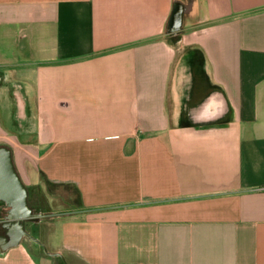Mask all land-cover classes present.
Instances as JSON below:
<instances>
[{"label":"crops","instance_id":"0c3cea01","mask_svg":"<svg viewBox=\"0 0 264 264\" xmlns=\"http://www.w3.org/2000/svg\"><path fill=\"white\" fill-rule=\"evenodd\" d=\"M175 1L0 0V143L29 203L55 215L45 238L43 215L25 222L48 250L85 264H264V0H193L172 34ZM9 80L36 142L11 126ZM214 90L228 111L211 121ZM59 187L78 202L55 207ZM2 221L0 264L64 263L28 237L9 244Z\"/></svg>","mask_w":264,"mask_h":264},{"label":"water","instance_id":"95a60500","mask_svg":"<svg viewBox=\"0 0 264 264\" xmlns=\"http://www.w3.org/2000/svg\"><path fill=\"white\" fill-rule=\"evenodd\" d=\"M193 0L175 1L172 13L168 20L167 31L172 34H178L181 31L184 15L189 13L192 9ZM187 82L185 95L189 94L192 85V73L190 62L188 65ZM2 76V75H1ZM0 76V78H1ZM6 89L11 93L14 100L13 113L11 126L20 130L18 133L21 142H36L38 133L30 136L29 132H36L37 123L30 120L27 113L30 114V103L27 100L26 94L23 92L22 87L15 82L3 81ZM218 95L220 98H217ZM187 96V95H186ZM213 99H216L214 102ZM186 106V102H183ZM202 106H209V110H213L215 116L207 120L216 121L228 111L227 100L221 90H214L203 101ZM181 108V107H180ZM181 110V109H180ZM29 117V119H27ZM28 120V122H27ZM30 129V130H29ZM24 130V131H23ZM25 132V133H24ZM47 213L35 210L29 203L28 189L22 181L18 170L16 168L13 151L11 147L0 143V216L2 217V226L11 237V245H16L20 242L22 237H28L38 245H40L47 255L58 256L66 264L64 256L59 251H50L47 249L45 243L39 238L32 235L26 228V221L38 220L40 216Z\"/></svg>","mask_w":264,"mask_h":264},{"label":"rangeland","instance_id":"374dc122","mask_svg":"<svg viewBox=\"0 0 264 264\" xmlns=\"http://www.w3.org/2000/svg\"><path fill=\"white\" fill-rule=\"evenodd\" d=\"M45 188L49 187L48 185H44ZM60 188V187H59ZM60 190L62 191V199L61 197H59V195H61L60 192L57 193V197L56 198H52L51 201L54 203L53 205L55 207H57L58 209H60L61 207H65L67 205V203L69 204H74V203H77L78 202V199L76 197V192L72 189V188H69V187H66V188H60ZM71 197V199H70ZM69 199L71 201H69ZM60 207V208H59ZM60 216V215H59ZM57 216V217H59ZM55 215L49 217L50 220L49 222H53V219H54ZM47 218V219H49ZM48 229L49 227L47 226L46 227V231H41V238H45L46 234L48 232ZM50 247H48L49 249ZM63 255H64V258H65V261H66V264H85L81 259L78 258V256H75L73 254V252H67L66 249H63ZM48 258V256H46ZM57 264H62V262L57 258ZM65 264V263H63Z\"/></svg>","mask_w":264,"mask_h":264},{"label":"flooded vegetation","instance_id":"af4514ba","mask_svg":"<svg viewBox=\"0 0 264 264\" xmlns=\"http://www.w3.org/2000/svg\"><path fill=\"white\" fill-rule=\"evenodd\" d=\"M211 124H205V125H202V126H209ZM32 207L36 208L37 210H44L43 209V206H42V199L41 198H36L34 199V201H30ZM51 217V214H48V215H43L42 218L40 220H38V223L36 225V228L40 229L38 232V234H41V231H46V226H45V223L44 221L47 220V218ZM50 219V218H49Z\"/></svg>","mask_w":264,"mask_h":264}]
</instances>
